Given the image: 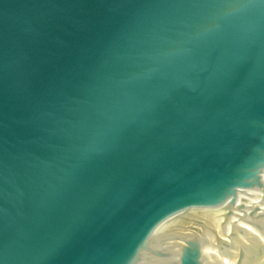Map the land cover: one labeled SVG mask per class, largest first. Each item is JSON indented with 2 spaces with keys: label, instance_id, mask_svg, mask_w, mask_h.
I'll list each match as a JSON object with an SVG mask.
<instances>
[{
  "label": "water",
  "instance_id": "water-1",
  "mask_svg": "<svg viewBox=\"0 0 264 264\" xmlns=\"http://www.w3.org/2000/svg\"><path fill=\"white\" fill-rule=\"evenodd\" d=\"M0 264H264V0H0Z\"/></svg>",
  "mask_w": 264,
  "mask_h": 264
}]
</instances>
